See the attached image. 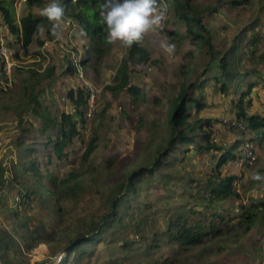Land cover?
Returning <instances> with one entry per match:
<instances>
[{
  "label": "rangeland",
  "instance_id": "rangeland-1",
  "mask_svg": "<svg viewBox=\"0 0 264 264\" xmlns=\"http://www.w3.org/2000/svg\"><path fill=\"white\" fill-rule=\"evenodd\" d=\"M0 1H6L14 7L18 21L29 11L40 16V10L48 2L40 0L39 4H29L28 0ZM170 1L159 0L160 3L168 5L163 28L156 33L148 34L141 43L148 50L150 61L131 68L132 83L144 89V94L141 93L136 99L127 90L113 93L106 89L107 84L114 83L117 67L127 56L129 47L120 42L107 43L97 52L90 38L84 34L76 21L72 19L71 25L63 28L62 36L69 40L70 45L79 49L81 59L89 58L84 66L88 79L102 89L95 113L90 117L86 114L87 119L84 123L77 122L78 134L72 137L69 146L63 149V154L59 155L45 147L39 150L43 172L48 169L59 178L73 170L84 172L87 189L77 197L72 196L71 200L51 201V195L47 192H44V198L35 195L27 198L25 192L30 185L24 183L25 178L20 171V163L25 152L22 151L23 146L21 148L16 145V141L20 136L25 139L26 144L36 146L46 140L47 132L42 130L43 117L32 109L25 110L31 102L30 93H37L41 101V113L57 119L62 111L69 110L65 95L68 89L76 86V81L72 74L68 73L67 77L61 72L66 59L59 55L55 47L54 50L53 48L48 50L50 60L43 72L46 73L54 65L58 68L51 78L45 77L42 80L34 74L42 63L40 60V53L44 50L42 45L35 41L28 51L21 47L23 56L31 60L27 64L30 67L17 69L13 89L0 95V164L6 167V176L9 180L3 188L0 186V232L7 230L15 239H19V234L27 233L43 221L51 242L35 243L30 250L23 248L21 252L13 248L7 253L9 260L13 257L20 264H25L26 261H29V264L41 261H46L45 264H54L52 259L57 258L58 263L62 262L67 252L60 251L62 243L54 242L60 239L61 230L90 211H102L105 205L101 195L103 189L122 181L134 170L151 162L150 153L166 134L164 129L171 105L170 99L176 97L185 83L197 82L202 77L206 80L203 87L192 89L195 97L204 103V108L195 112L193 119L201 118L204 127L214 131V139L218 144L230 146L236 139L241 138L244 131L245 138H249L251 134L255 138L258 136V133H251L247 129L235 131L228 127V122L238 119L236 104L243 92L248 89L249 77L252 76L245 80L246 71H250L249 63L254 61L247 52L250 50L247 44L252 39L249 36L251 37L253 33L255 37L260 33L264 38V0H237L236 3H233V0H194L199 6L208 9L205 21L216 35L214 42L217 45V52L220 49L225 51V46L230 45L236 32L245 30L251 33L247 37L246 35L241 37L236 52L238 58L241 55L240 64L247 65L246 67L241 65L243 71L241 77L232 81L226 80L229 84L227 91H222L221 82L214 78V74L220 73V70L214 63L208 66L210 59L206 49L199 47L194 55L189 53L195 46L186 35L185 24L175 17ZM59 2L63 3L64 0ZM2 18L0 12V19ZM66 18L68 17H65V21ZM255 19L257 27L252 26ZM167 29L176 31L177 34L168 35ZM40 39L43 42L49 39L46 29L43 35L40 34ZM162 43H174L176 45L174 54L166 53L161 46ZM261 43L264 44V40H261ZM253 78L257 79L256 76ZM244 98L249 114L259 109L263 113L264 80H261ZM250 100L251 106L248 104ZM190 106L191 110L195 111V104ZM242 122L247 126L246 121ZM92 137L97 138L98 146L89 163L84 165L82 156ZM256 140H254L258 153L256 163L241 166L235 160H231L220 167L222 175L235 174L239 177L235 182L238 197L213 205L198 200L196 197L202 192L199 193L195 186L208 182L218 154L217 152L197 154L192 151L186 153L185 158H181L180 155L178 161L164 167V174H147L137 182V191L131 192V215L124 219L126 224L129 223L126 229L117 225L118 229L113 236L102 238L96 245L84 246L86 251L82 257L74 259L69 264H162L164 260L171 264V259L175 260L173 264H263L264 220H260L259 226H253L245 233L241 230L233 231L226 238V242L223 237H216L213 240L205 237L204 239L209 241L208 246L201 245L181 253L176 252L178 246L175 242L169 241L168 234H164L169 218L174 219L182 213L184 205L188 206L185 209L188 212V208L196 204V208L204 211L208 218L212 217L209 214L217 212L220 215L216 220L217 225L226 228L235 221L240 205L264 200V185L251 179L254 171L264 173V141ZM188 145L193 147L194 144ZM46 153H51L49 163L48 157L44 155ZM171 173L187 178L171 176ZM204 215H193L192 219L207 225L208 219L206 220ZM20 221H26V227L18 228ZM137 223L140 230L136 233ZM170 228L174 229V225ZM236 233L238 235L234 237ZM124 238L126 241L133 239L134 241L128 246H123ZM25 242L26 240H22L23 244ZM148 245L157 246L148 250L146 248ZM95 247V253L90 256L89 251ZM80 250L81 248L71 256H75Z\"/></svg>",
  "mask_w": 264,
  "mask_h": 264
},
{
  "label": "trees",
  "instance_id": "trees-1",
  "mask_svg": "<svg viewBox=\"0 0 264 264\" xmlns=\"http://www.w3.org/2000/svg\"><path fill=\"white\" fill-rule=\"evenodd\" d=\"M105 0H78L74 3L73 0H64L62 3L65 7V17L73 19L87 35L94 44L97 52L102 50L108 42L106 40V26L101 24L100 21V5ZM175 17L185 24L186 35L190 37V41L194 44L195 49H192L189 53L194 55L196 49L201 47L206 49V53L209 55L210 67L212 63L220 70V73H215L214 78L221 82L222 91L229 89V84L226 80H234L241 77L243 71H241L240 58L237 57V47L240 45L241 37L250 35L251 33L245 30L238 31L231 39L230 45L225 46V51L220 49L218 52L217 45L214 42L216 36L214 31L205 21V13L208 10L205 7L199 6L194 0H171L170 1ZM236 3L237 0H233ZM29 4L40 3V0H28ZM0 12L9 23L10 29L15 33L22 43V48L28 51L29 48L36 43L43 44L40 39V32L37 30V25L46 29V34L49 39H53L50 28L51 22L43 16H38L33 11H29L22 16L18 21L14 7L6 3V1H0ZM255 19L252 26L257 27ZM171 35H176V31L166 30ZM249 38H252L249 40ZM247 46L250 48L247 52L254 58L253 62L249 63L250 71H246L245 80L248 79V89L243 92L238 103L237 116L239 121H246V129L251 133H258V139L264 141V113L261 110H256L254 113L249 114L245 107V96L249 95L251 90L257 86V84L264 80V44L261 40H264L260 33H257L255 37L249 36ZM246 40V42L248 41ZM263 42V41H262ZM263 44V45H262ZM221 51H223L221 53ZM259 51V54L257 52ZM236 53V56H235ZM64 58V57H63ZM89 58L82 59L83 66H86ZM150 61V55L148 50L141 44L133 45L128 49L127 56L122 59L117 67V71L114 77L113 84H107L106 89L118 93L123 90H127L129 94L136 99L141 93L144 94V89L137 84H133L131 81L130 71L132 66L146 63ZM246 63L243 67H246ZM262 66V68H260ZM58 66L54 65L50 67L46 73H39L41 71L34 72L40 79L45 77L51 78L56 73ZM67 72L74 75L75 68L69 64ZM186 77V72L183 73ZM256 76L257 79H254ZM259 79V81H258ZM206 82L202 79L197 82L185 83L182 85L181 90L173 99H170L169 111L167 113L165 137L162 141L158 142L152 153H150L151 162L147 166H143L126 176L122 181L106 187L102 191L103 200L105 201L102 211H90L86 215L79 217L74 223L68 225L60 232V239L54 242L62 243L63 247L60 251L66 250L67 254L63 256L62 262L58 263L57 258L52 259L54 264H69L74 259L82 257L86 249V245H96L106 237L113 236L118 227L121 226L126 229L129 223H125L126 216L131 215V196L133 191H137L136 184L138 181L144 178V176L155 175L157 173L164 174V167L171 166L173 163L181 158H185L189 152L194 151L199 154L202 152H217L216 165L212 168L208 182L203 185H196L199 193L202 192L198 198L201 202H207L213 205L221 201L230 200L233 197H238L239 193L235 189V182L239 178L235 174L222 175L220 167L228 161L235 160L238 156V152L241 150L245 140H256L255 137H246V131L242 132L241 138L236 139L230 146L218 144L214 139V131L208 130L204 127L201 118L193 119L195 112H199L204 108V103L201 99L195 97L192 89L203 87ZM131 83V84H130ZM192 91H191V90ZM25 91H27L25 87ZM196 91V90H195ZM31 102L25 108L32 109L36 114H39L44 119L43 132H47L46 140L44 143L30 146L26 144L24 138L20 136L17 138L16 145L22 148L24 151V157L21 161V175L25 178L24 183L30 185L25 192L27 198L32 195L44 198V192L51 195V201L58 199L61 201L71 200L72 196L77 197L78 194L87 189L84 172H77L76 170L70 171L68 175L64 177H56L54 174L46 169L42 171L43 161L39 150L42 147L47 150H52L56 153L63 154V149L69 146L71 139L74 135L78 134L77 122L84 123L86 117V106L88 104L87 93L82 87L73 86L68 89L65 98L67 99L69 110H64L60 113L57 119L52 118L49 115H45L40 112L41 101L37 97V93H30ZM251 100L248 104L251 106ZM190 104H195V111L191 110ZM26 130H24L25 132ZM193 143V147L188 144ZM97 138L92 137L83 153V164H88L92 154L96 150ZM187 153V154H186ZM48 157L47 163L50 162L51 153L44 154ZM43 155V156H44ZM149 159V158H148ZM46 165V163H45ZM250 166V165H248ZM7 169L0 164V186L9 181L6 176ZM171 176L178 178H187L184 176L175 175L171 173ZM29 178V180H28ZM27 179V180H26ZM96 179V178H95ZM193 188V187H192ZM25 195V194H24ZM23 195V196H24ZM75 201H77L75 199ZM187 205H184L183 212L176 218H169L167 231L164 234H168L169 241L175 242L178 246L177 253L182 251H189L195 247L209 244V239H215L216 237H223L226 242L228 235H231L233 231L241 230L243 233L248 231L251 227L258 225L259 221L264 220V200L251 202L249 205H240L238 208V215L234 222L228 227L222 228L216 222L217 217L220 216L217 212H212L209 217L204 215V211L197 209L196 204L191 205L188 212L185 211ZM61 211V210H58ZM188 213L190 216H188ZM204 215V218L208 221L207 225L201 221L192 219L193 215ZM223 219V217H222ZM27 222L20 221L18 228L26 227ZM118 225V227H117ZM174 225V229L170 227ZM137 223L135 232L137 233L140 228ZM22 232V231H20ZM20 238L15 239V236L7 230L0 232V261L2 264H20L17 260L8 259L7 253L14 250L21 252L23 248L30 250L35 243L39 242H51L49 233L45 228V223L41 221L39 225L27 231V233L19 234ZM237 233L234 237H237ZM227 236V237H226ZM10 238V240H8ZM22 240H26L23 244ZM124 241L123 246H128L134 241ZM13 242V243H12ZM53 242V241H52ZM13 244V245H12ZM157 245H148V250L156 247ZM208 246V245H207ZM75 256H71L73 252L80 249ZM208 248V247H205ZM59 251V250H58ZM96 251H89V255L92 256ZM56 257V254L53 255ZM174 259H171L170 263H174ZM46 261L37 262L36 264H45ZM25 264H29L26 261ZM162 264H168L167 261H163Z\"/></svg>",
  "mask_w": 264,
  "mask_h": 264
},
{
  "label": "clouds",
  "instance_id": "clouds-1",
  "mask_svg": "<svg viewBox=\"0 0 264 264\" xmlns=\"http://www.w3.org/2000/svg\"><path fill=\"white\" fill-rule=\"evenodd\" d=\"M168 5L159 0H105L100 5V21L106 27V40L109 44L120 42L126 47L141 44L148 34L163 28L167 18ZM40 15L51 22L50 32L57 40L63 38L65 7L59 0H48L40 10ZM41 35L45 29L37 25ZM166 53L174 54L176 45H161ZM251 179L264 185V173L254 171Z\"/></svg>",
  "mask_w": 264,
  "mask_h": 264
},
{
  "label": "built area",
  "instance_id": "built-area-1",
  "mask_svg": "<svg viewBox=\"0 0 264 264\" xmlns=\"http://www.w3.org/2000/svg\"><path fill=\"white\" fill-rule=\"evenodd\" d=\"M72 22L73 20L66 18L64 23L65 27H69ZM68 41L69 40L64 37L60 40H57L55 37L53 39L44 40L42 44L44 50L40 53V60H42V63L40 67L36 68V70H45L50 60L48 50L50 48H53L54 50L55 47L59 55L66 59L65 64L61 68V72L65 74V76L68 77V65L71 64L74 66L75 72L73 77L76 81L75 84L76 86L82 87L87 93L88 106L86 114L90 117L96 111L102 89L88 79L87 73L82 64L79 49L70 45V42ZM21 47L22 43L19 40V37L11 31L9 23L5 18L0 19V95L13 89L15 84V71L17 69L30 67L27 64L30 63L31 60H28L23 56ZM228 127H231L235 131L246 130L245 124L238 119L231 121V123L228 122ZM256 139H258V136ZM256 141L249 139L245 140L241 150L238 152L237 158L235 159L237 164L244 166L256 163L258 160V153L254 144Z\"/></svg>",
  "mask_w": 264,
  "mask_h": 264
},
{
  "label": "crops",
  "instance_id": "crops-1",
  "mask_svg": "<svg viewBox=\"0 0 264 264\" xmlns=\"http://www.w3.org/2000/svg\"><path fill=\"white\" fill-rule=\"evenodd\" d=\"M63 28H65V29H66V27H65V26H64ZM68 31H69V30H68ZM68 31H67V33H68ZM72 33H74V30L72 31ZM259 110H260V109H259ZM259 110H258V111H259Z\"/></svg>",
  "mask_w": 264,
  "mask_h": 264
},
{
  "label": "water",
  "instance_id": "water-1",
  "mask_svg": "<svg viewBox=\"0 0 264 264\" xmlns=\"http://www.w3.org/2000/svg\"><path fill=\"white\" fill-rule=\"evenodd\" d=\"M0 264H2L1 261H0Z\"/></svg>",
  "mask_w": 264,
  "mask_h": 264
}]
</instances>
